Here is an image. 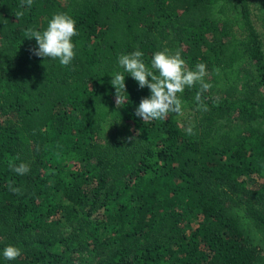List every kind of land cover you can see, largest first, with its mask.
Segmentation results:
<instances>
[{"label": "trees", "instance_id": "1", "mask_svg": "<svg viewBox=\"0 0 264 264\" xmlns=\"http://www.w3.org/2000/svg\"><path fill=\"white\" fill-rule=\"evenodd\" d=\"M256 0H0V264H264V41ZM264 19V0H258ZM17 10L24 11L18 21ZM76 21L68 67L30 51L28 28ZM181 50L211 84L180 96L183 114L144 124L148 88L118 57ZM219 70L218 72L216 70ZM126 95L125 93H121ZM124 122V123H123ZM138 137L126 140L120 124ZM19 157V159H15ZM27 164L19 176L9 163ZM22 189L21 195L8 185ZM21 249L15 261L2 256Z\"/></svg>", "mask_w": 264, "mask_h": 264}, {"label": "clouds", "instance_id": "2", "mask_svg": "<svg viewBox=\"0 0 264 264\" xmlns=\"http://www.w3.org/2000/svg\"><path fill=\"white\" fill-rule=\"evenodd\" d=\"M34 0H20L19 9L31 8ZM24 11L17 10L15 17L19 21L24 16ZM76 21L67 13H55L47 22L43 31L28 28L24 31L25 39L35 40L37 47L31 49L33 55L46 60L58 61L63 67H68L76 56L73 38L78 36ZM143 53L136 50L130 54H122L118 57V64L122 72L111 74V86L115 89V102L117 109L125 106L128 95L126 93L125 79L131 76L140 89L148 88L150 96L142 98L139 106L135 109V116L143 120L144 124L152 121L168 119L170 114L183 115L182 100L180 96L185 89H191L199 85V91L194 97L197 104V111H207L202 96L209 91L211 84L205 81L208 75L207 66L204 63H197L194 70L187 67L181 56V50L172 53L169 49L156 51L149 64L143 60ZM219 71L218 69L216 70ZM124 73L128 75L125 76ZM126 95H122L121 93ZM187 132L192 135V129ZM134 137H127L131 142ZM15 159H19L16 157ZM9 169L19 176H25L30 172L27 164L21 162L9 163ZM9 191L15 195H21L22 189L8 185ZM22 255L21 249L8 245L2 251L6 261H15Z\"/></svg>", "mask_w": 264, "mask_h": 264}, {"label": "rangeland", "instance_id": "3", "mask_svg": "<svg viewBox=\"0 0 264 264\" xmlns=\"http://www.w3.org/2000/svg\"><path fill=\"white\" fill-rule=\"evenodd\" d=\"M259 2L255 1L252 8V20L253 23L259 32L261 38L264 41V19L262 15H260L258 10ZM178 121L182 127L185 129L192 128L195 124H197V118L193 112L187 111L183 115L178 116ZM124 123V122H123ZM119 129L122 131L123 135L127 137H134L135 139L138 137V133H134V127L132 123L126 122V124H120Z\"/></svg>", "mask_w": 264, "mask_h": 264}]
</instances>
